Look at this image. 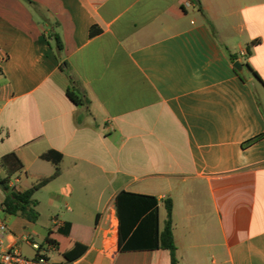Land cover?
Instances as JSON below:
<instances>
[{
    "label": "crops",
    "instance_id": "crops-1",
    "mask_svg": "<svg viewBox=\"0 0 264 264\" xmlns=\"http://www.w3.org/2000/svg\"><path fill=\"white\" fill-rule=\"evenodd\" d=\"M50 151L38 220L17 216L36 225L46 205L45 233L4 217L9 246L67 231L82 264H171L108 236L129 192L158 199L161 228L172 200L178 264H264V0H0V160L24 165L10 186L52 176Z\"/></svg>",
    "mask_w": 264,
    "mask_h": 264
},
{
    "label": "trees",
    "instance_id": "trees-1",
    "mask_svg": "<svg viewBox=\"0 0 264 264\" xmlns=\"http://www.w3.org/2000/svg\"><path fill=\"white\" fill-rule=\"evenodd\" d=\"M92 30L91 34H94ZM56 42L58 51L63 49L59 35L51 34ZM68 98L75 104H86L87 100L78 93L67 91ZM42 159L50 161L55 166V172L49 177H37L35 184L27 190H19L10 186V178L23 172L24 165L16 152L4 155L0 163L7 172V178L0 177V184L5 190V199L1 205L2 210L12 216H21L30 222H36L39 212L35 209L34 195L44 186L60 175V163L62 155L50 151L42 156ZM23 178L29 179L30 175L24 173ZM158 199L154 196L139 195L129 192H121L116 199V210L119 226V249L125 250H168L171 255V264H178L176 256L177 247L173 233V202L166 199L164 208L166 219L163 227H160ZM59 235L63 238L59 240ZM67 231L60 234L48 233L44 242L54 248L67 262H73L81 258L87 251V247L70 241H66Z\"/></svg>",
    "mask_w": 264,
    "mask_h": 264
},
{
    "label": "built area",
    "instance_id": "built-area-1",
    "mask_svg": "<svg viewBox=\"0 0 264 264\" xmlns=\"http://www.w3.org/2000/svg\"><path fill=\"white\" fill-rule=\"evenodd\" d=\"M109 233L108 236L118 234L119 232V219L116 213L108 212ZM10 235L9 226L5 219L0 217V264H82L81 261L76 260L73 262H56L51 253L54 248L49 245L42 246L38 243H32L31 247L35 251L32 257L25 256L16 245L9 246L7 244V237ZM115 240L110 239V246L113 245Z\"/></svg>",
    "mask_w": 264,
    "mask_h": 264
},
{
    "label": "rangeland",
    "instance_id": "rangeland-1",
    "mask_svg": "<svg viewBox=\"0 0 264 264\" xmlns=\"http://www.w3.org/2000/svg\"><path fill=\"white\" fill-rule=\"evenodd\" d=\"M3 168L0 166V172H2ZM12 182H13V186L18 188L19 190H21L22 188H24L26 186V184H30V180H26L25 178H22V181L20 183H15V179L12 178ZM0 191H1V187H0ZM35 197H40L44 203L46 202V194H43L42 192H39L35 195ZM44 214H43V218L36 224H30L28 223L26 220H24L21 217H17V216H12V215H7L4 211L0 210V217L4 218V217H8L11 220V226L13 228L16 229V231L18 232V234L20 235H24L28 232H32L33 230L37 232H39L40 234H44V230L42 229V226H44V223L46 222V217L50 216L51 210L49 209V207H47L46 205L43 206L42 208ZM63 210V208H62ZM41 238H36L37 242H40ZM20 248L22 253L25 256L28 257H32L35 255L34 251L31 249V247H29V245L24 242V241H20Z\"/></svg>",
    "mask_w": 264,
    "mask_h": 264
},
{
    "label": "water",
    "instance_id": "water-1",
    "mask_svg": "<svg viewBox=\"0 0 264 264\" xmlns=\"http://www.w3.org/2000/svg\"><path fill=\"white\" fill-rule=\"evenodd\" d=\"M235 67H236L237 70H240L242 68L241 65L239 63H237V62L235 63Z\"/></svg>",
    "mask_w": 264,
    "mask_h": 264
}]
</instances>
